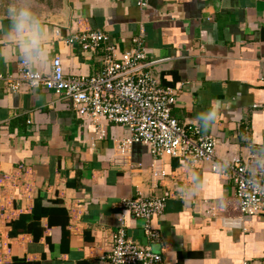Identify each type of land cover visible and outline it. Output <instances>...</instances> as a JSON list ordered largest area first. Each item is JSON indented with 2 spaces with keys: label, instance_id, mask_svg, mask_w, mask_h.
Masks as SVG:
<instances>
[{
  "label": "crops",
  "instance_id": "0c3cea01",
  "mask_svg": "<svg viewBox=\"0 0 264 264\" xmlns=\"http://www.w3.org/2000/svg\"><path fill=\"white\" fill-rule=\"evenodd\" d=\"M8 2L0 0V27ZM40 16L67 76L99 72L105 51L68 43L72 33L102 31L117 53L140 37L146 69L179 89L173 117L213 137L217 156L253 159L264 146V0H60ZM19 65L0 40V73L16 76ZM217 101L218 119L201 127L199 114ZM127 136L122 124L80 119L69 98L44 87L0 81V264H109L102 257L120 217L146 244L140 222L118 206L138 194L166 196L151 243L165 264L263 261L264 213L242 215L230 180L208 162L155 158L142 143L122 154ZM193 169L205 186L188 197Z\"/></svg>",
  "mask_w": 264,
  "mask_h": 264
},
{
  "label": "built area",
  "instance_id": "2783aa9c",
  "mask_svg": "<svg viewBox=\"0 0 264 264\" xmlns=\"http://www.w3.org/2000/svg\"><path fill=\"white\" fill-rule=\"evenodd\" d=\"M66 41L78 44L83 51L103 47L99 72L67 76L61 58L56 56L53 62L58 74L43 76L38 87L69 98L80 119L96 121L102 118L126 126L128 136L119 145L122 154L133 143H142L155 158L179 157L193 165L208 162L211 171L232 182L242 215L264 213V187L253 189L247 183L252 159L217 156L213 137L201 135L195 122L182 123L173 117L171 111L176 105L179 89L161 85L146 69L150 62L140 37L132 38L134 46L131 49L119 53L116 44L109 43L108 35L99 30H80L69 35ZM18 73L16 76L0 73V81L13 91L21 84L38 88L32 86L31 77L21 63ZM220 159L232 161L226 172L214 169V163ZM165 202L164 195L138 194L122 198L118 202L119 208L127 210L140 222L146 244L139 245L127 235L124 219L120 217L113 231L112 244L102 258L109 264H165L162 254L151 247V243L160 238L152 218L163 213ZM260 264H264V259Z\"/></svg>",
  "mask_w": 264,
  "mask_h": 264
},
{
  "label": "clouds",
  "instance_id": "9594fccd",
  "mask_svg": "<svg viewBox=\"0 0 264 264\" xmlns=\"http://www.w3.org/2000/svg\"><path fill=\"white\" fill-rule=\"evenodd\" d=\"M6 26L0 27V40L6 45L8 58L20 61L29 73L31 84L38 87L45 75L58 74L52 57V38L49 28L34 10L30 0H9L4 8ZM221 103L215 102L206 111L199 114L201 127L208 129L218 119ZM232 165L229 159H220L214 163L217 172H226ZM190 180L182 189L188 197H195L203 191L205 182L193 169ZM248 186L256 189L264 187V146L257 149L249 165Z\"/></svg>",
  "mask_w": 264,
  "mask_h": 264
},
{
  "label": "rangeland",
  "instance_id": "374dc122",
  "mask_svg": "<svg viewBox=\"0 0 264 264\" xmlns=\"http://www.w3.org/2000/svg\"><path fill=\"white\" fill-rule=\"evenodd\" d=\"M60 0H34V10L42 15L44 11L53 10L58 8Z\"/></svg>",
  "mask_w": 264,
  "mask_h": 264
}]
</instances>
